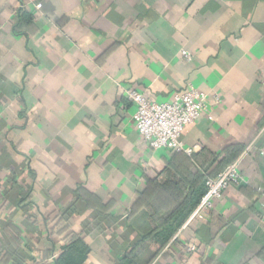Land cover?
Segmentation results:
<instances>
[{
  "label": "crops",
  "instance_id": "obj_1",
  "mask_svg": "<svg viewBox=\"0 0 264 264\" xmlns=\"http://www.w3.org/2000/svg\"><path fill=\"white\" fill-rule=\"evenodd\" d=\"M190 86L220 98L184 127L192 152L151 149L123 89ZM261 151L264 0H0V264H56L73 240L80 264H264ZM233 156L245 182L141 241L152 197H191Z\"/></svg>",
  "mask_w": 264,
  "mask_h": 264
},
{
  "label": "built area",
  "instance_id": "obj_2",
  "mask_svg": "<svg viewBox=\"0 0 264 264\" xmlns=\"http://www.w3.org/2000/svg\"><path fill=\"white\" fill-rule=\"evenodd\" d=\"M182 55L190 59L186 51H182ZM123 90L134 105L135 129L148 146L151 149H168L187 154H190L192 149L186 146L182 139L184 127L194 123L202 112L220 101L218 95L208 96L193 86L176 93L171 101L164 102L149 99L142 91L134 87ZM261 154L264 155V152L261 151ZM243 182L245 181L237 169L236 162L227 165L215 177L208 178L206 191L194 208L191 218L210 209L213 201L220 198L227 187ZM188 251H194V246H190Z\"/></svg>",
  "mask_w": 264,
  "mask_h": 264
},
{
  "label": "trees",
  "instance_id": "obj_3",
  "mask_svg": "<svg viewBox=\"0 0 264 264\" xmlns=\"http://www.w3.org/2000/svg\"><path fill=\"white\" fill-rule=\"evenodd\" d=\"M20 15L22 17V14ZM21 19L26 20L27 18L25 15H23ZM241 149L242 147L239 150ZM234 158L235 157L233 156L229 162L227 161L225 167L233 162ZM219 172L215 174L204 172L201 176L200 186L193 191L191 197H160L158 202L157 197H152V199L149 201V209L151 210L153 217L159 216L154 206L160 205L164 210V213L159 216V219H155L158 227L156 230L157 232L143 236L141 241L153 240L154 242H158L161 244V246H163L198 204L200 198L206 191V180L208 178L215 177ZM138 251L139 250H136V253H138ZM85 255L86 248L75 246L73 240L71 245L64 249L59 255L58 259L56 260V264H80L84 260ZM135 256L134 248H132L130 251L120 256L118 264H131L130 260L134 259Z\"/></svg>",
  "mask_w": 264,
  "mask_h": 264
}]
</instances>
